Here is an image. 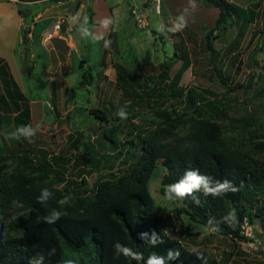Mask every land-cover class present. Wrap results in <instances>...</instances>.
Here are the masks:
<instances>
[{"label": "trees", "instance_id": "obj_1", "mask_svg": "<svg viewBox=\"0 0 264 264\" xmlns=\"http://www.w3.org/2000/svg\"><path fill=\"white\" fill-rule=\"evenodd\" d=\"M263 1L256 0L248 8L241 9L227 0H195L205 9L216 8L219 11L214 25L204 31L202 39L209 63L227 90L228 86L214 65L216 52L212 41L227 32L233 24L254 23ZM262 27L263 31L259 33L264 32V19ZM170 28L167 24L166 30L170 37L179 38V32H171ZM262 41L248 56L251 64L256 65L254 58L263 50L264 39ZM180 53V57L174 54L176 59H180V66L171 77L170 63L166 62L152 67L155 75H142L141 89L155 106L154 112L160 119L157 125L147 121H142L141 125L131 124L137 118V111L133 109V103H128L127 97L121 99L127 113V125L132 130L126 135H136L137 142L129 139L121 143L116 139V135L121 132L123 120L114 115L113 111L120 107L89 109V116L99 122L97 127L103 132V146L117 151L118 156L124 154L121 164L126 167L106 173L103 177L96 175L91 188H87L82 180V194L69 197L67 204L59 203L65 197L59 190L43 179L31 178L26 174V169L33 170V164L24 153L12 156L7 147H0V224L1 217L10 210H16L6 225L5 234L0 237V264H29L30 258L37 254L44 255V264H63L67 259L74 260L75 264H143L142 261L137 262L116 254V242L143 253L145 260L153 252L166 255L167 250L172 249L180 251L181 255L177 260L169 261V264H234L233 250L239 244L250 241L244 235L245 222H251L252 217L258 218L264 230V199L259 200L260 195L264 194V159L256 158V155L264 152V142L254 145L252 151L235 145L225 136L224 126L220 123L221 117H225L220 98L209 90H181L182 76L191 67V62L186 50L180 48ZM82 64L78 88L89 87L93 81L89 69H83ZM152 80H155L157 87L148 89ZM253 80L254 75L249 72L234 89L246 94ZM172 102L181 104V112ZM167 104H171L170 109L166 108ZM130 110L133 112L129 113ZM109 119L117 121V124L110 125ZM239 122L241 120L236 121ZM182 127L186 128L185 133H178ZM73 135L68 139L71 142L70 149L75 150L83 145V136L79 131ZM260 138L264 140V135ZM20 140L25 142L23 138ZM16 145L20 147L21 143L16 142ZM128 146L131 154L126 153ZM87 147L84 148L85 156L82 158L84 166L96 170L98 174L101 169L100 158L91 156L93 148L89 145ZM8 159L14 161L15 168L4 174V163ZM51 161L56 164L69 159L52 157ZM157 165L164 169L160 181L162 196L164 187L179 180L189 169H198L214 179L227 178L239 188L238 192L222 197L196 193L200 199L199 205L189 197L179 201L181 206L172 210L175 217L180 219L183 214L189 221L205 229L208 220L214 218L219 222V231H208L207 236L227 239L233 250L217 257L206 248L189 249L182 240L171 238L164 232L162 218L157 217L147 189L149 177ZM44 188L52 193L46 205L37 202ZM53 209L62 215L56 223L47 224L42 218ZM232 209L236 210L237 219L235 225L230 226L222 221V217ZM152 231L164 240L163 245L154 247L147 240L140 239V233L148 232L151 235ZM186 236L188 238L184 241L195 244L194 233L188 232ZM197 253L202 259L198 258Z\"/></svg>", "mask_w": 264, "mask_h": 264}, {"label": "rangeland", "instance_id": "obj_2", "mask_svg": "<svg viewBox=\"0 0 264 264\" xmlns=\"http://www.w3.org/2000/svg\"><path fill=\"white\" fill-rule=\"evenodd\" d=\"M149 6L143 7L139 1L132 3L138 13L145 16L146 27H139L132 17L134 26L130 30H125L123 36L120 35L118 43L120 45L121 54L118 57L123 58L127 62L131 72L136 73L130 77L133 81V91L131 88L123 90L121 85H103L104 96L95 98V84L89 87L78 88L76 85L79 78L73 76L72 80L76 81L71 88L73 93L69 97L68 108L70 105L74 108L66 115L54 116L52 111L45 109L44 114L32 119V125H39V131L33 138L32 142L24 139L25 142L11 139L12 131L2 132L0 134V147L4 145L11 151V155H19L24 153L26 158L33 164V170H27L26 174L31 178H39L48 182L53 188L59 190L65 197H71L82 194L84 188L80 185L84 180L87 188H91L96 181V175L103 177L104 174L116 172L117 169L122 170L126 165L121 164V159L125 156L117 155V151L107 149L103 146L105 141L99 129L98 121L89 116V109L101 107H120L123 108L121 99L127 97L128 103H133V109L137 111V118L131 124L141 125L142 121L153 122L157 125L160 119L155 114V106L152 100H148L144 91L141 89L143 85V76L155 75L152 67L154 65L170 63L169 76L180 66V59H176L174 54L180 57V48L187 51L191 67L184 73L181 79V90L184 92L189 88H194L198 92L209 90L215 93L219 98L225 110V117H221L220 123L224 126L225 136L244 150H254L256 144L264 142L261 136L264 135V47L254 58L256 65L248 61V56L252 53L258 42L264 39V32L259 33L261 17L264 16V7L258 10V16L254 23L242 25L236 24L225 33L212 41L213 48L216 52V61L214 65L220 71L228 90L224 87L216 77L212 65L209 63L208 54L204 50V40L202 35L198 36L189 27L179 31V38L170 37L166 30V14L163 9L157 14L155 12V3L149 0ZM253 0H243V5H248ZM198 5V3H197ZM161 8V6H160ZM187 9L186 17L188 25L192 22L198 23L193 28L204 31L212 27L214 10L205 9L199 5L193 10L189 3L179 0V15ZM203 9L205 11H203ZM208 10V11H206ZM130 11V9H129ZM130 15V14H129ZM245 19V15H243ZM204 20V21H203ZM175 20L169 21L168 25L173 26ZM148 24V26H147ZM187 25V26H188ZM192 28V27H191ZM241 34V35H240ZM261 36V38L259 36ZM260 46V45H259ZM111 59L115 61L118 57L111 54ZM177 56V57H178ZM97 55H93L92 75L94 80L99 76V64L96 61ZM174 57V58H173ZM176 59V60H175ZM106 70V80H115L123 71L118 65H112L108 62ZM112 68V69H111ZM254 75L253 85L250 90L243 94L240 90L234 89L235 86L241 84L248 76V73ZM132 74V73H130ZM126 79V77H123ZM148 84V89L156 86L155 80ZM26 96L40 98L43 94L45 86L36 84L34 86L25 85ZM155 91V90H154ZM68 97V96H67ZM102 99V100H101ZM45 99H42L44 101ZM173 106L181 112V104L172 102ZM76 105V107H75ZM84 106V107H83ZM79 107V108H78ZM167 109L171 108V104H167ZM118 110H114L116 115ZM133 111L130 110L129 113ZM136 113V112H135ZM66 116V117H65ZM241 122L236 123V121ZM109 124H117V121L109 119ZM121 129L116 139L119 142L133 139L137 142L136 135L126 134L130 131V125H127L126 119L121 122ZM8 125V122H7ZM110 130V127L107 128ZM105 130V128H104ZM75 131L82 134V146L75 150L70 149L71 142L69 136H74ZM186 128L178 129V133H185ZM16 142H20L21 146L17 147ZM90 146L91 156L100 158L99 173L96 170L87 169L82 160L85 156L84 148ZM130 147L126 149L127 154H131ZM138 154V152H137ZM69 159L67 162H54L51 158ZM257 159H264V152L256 155ZM15 163L12 159H8L4 163L3 173L7 174L14 170ZM164 173V169L157 165L147 182V189L152 198L155 213L158 218H162V227L164 232L171 238L183 241V244L189 249L196 247L206 248L213 255L219 257L223 252L233 250V246L227 239L216 236H207L208 231L201 225L193 223L187 219L185 215H181L180 219L172 214L174 208L180 207V202H171L165 199L160 193V181ZM45 177H47L45 179ZM264 199V194L260 195L259 200ZM13 207V209H16ZM16 210H10L4 217H1L0 237L6 232V225L15 215ZM188 232L194 233L196 236L195 244L192 241H184L188 236ZM244 235L250 240L241 243L233 250L234 256L232 262L234 264H264V230L261 228L258 218L252 217L251 222L246 221L244 224Z\"/></svg>", "mask_w": 264, "mask_h": 264}, {"label": "crops", "instance_id": "obj_3", "mask_svg": "<svg viewBox=\"0 0 264 264\" xmlns=\"http://www.w3.org/2000/svg\"><path fill=\"white\" fill-rule=\"evenodd\" d=\"M135 1L143 7H148L150 3L149 0H0V134L16 131L21 125H32V119L44 114L45 109H50L54 116L59 117L71 111L74 106L68 108V102L71 101V87L76 82L72 77L81 81V62L83 69L88 68L92 72L94 54L100 67L97 80L93 77L91 82L95 84L92 93L95 98L104 96L106 81V85L115 83L116 86L121 85L124 91L129 88L133 91L134 83L128 79L136 73L131 72L123 58L118 57L121 54L118 39L126 29L134 26L129 9ZM227 1L246 9L256 0L250 1L247 6L243 5V0ZM183 2L189 3V0ZM159 4L160 12L163 9L166 14V23L176 21L179 0H159ZM199 5L196 3L197 9ZM214 12L212 26L219 11L216 9ZM77 14L79 22L84 17L88 18L95 40L80 37L79 22L74 24L71 21ZM263 19L264 16L261 17L259 31H263ZM105 20L109 21L107 27L103 24ZM55 23L58 28L49 34ZM198 23L192 22V25L198 26ZM192 25H188L189 29L198 36L203 35L204 30H197ZM105 40L111 42L107 48L104 47ZM262 43L259 40L258 46ZM111 54L118 58L113 61ZM108 62L118 65L123 71L115 80H106V70L110 68ZM39 83L45 86L41 97L28 98L24 86Z\"/></svg>", "mask_w": 264, "mask_h": 264}, {"label": "clouds", "instance_id": "obj_4", "mask_svg": "<svg viewBox=\"0 0 264 264\" xmlns=\"http://www.w3.org/2000/svg\"><path fill=\"white\" fill-rule=\"evenodd\" d=\"M189 5L193 10H195V0H189ZM187 11L188 10L185 9V11L176 18V21L169 31L179 32L187 27ZM71 21L74 24L78 23L79 15L77 14L76 16H73ZM108 23L109 21L105 20L103 22L104 27H107ZM78 32L80 37L83 39H96L90 30L87 17H84L83 21L79 22ZM110 43V41L105 40L104 47H109ZM116 115L122 120L127 119V113L123 108L119 109ZM38 131L39 125L35 127L31 124L21 125L17 127L15 132L10 134V138L16 140L23 138L29 142H32ZM238 191L239 188L227 178L222 180L214 179L212 176L202 174L198 169H189L185 171L184 175L179 180L166 185L164 187L163 194L165 199L171 202L183 201L189 197H192L194 202L199 205L200 199L198 196H196V193H202L204 196L222 197L228 193H236ZM51 197L52 193L47 188H44L41 190L40 196L37 198V202L46 205ZM68 202L69 197H64L59 201L61 205L67 204ZM61 215L62 213L60 211L53 209L49 215L43 217L42 219L47 224H54L60 219ZM236 219L237 214L235 209H232L224 217H222V221L230 226L235 225ZM205 230L212 233L219 231V222H217L214 218H210ZM139 236L141 240H147L154 247L164 244V240L155 231H152L151 235H149L148 232H142L139 234ZM114 249L116 254L123 255L124 257L130 258L137 262L142 261L143 264H169V261L177 260L181 255L180 251L178 250L168 249L166 255L153 252L145 260L143 253L133 251L130 247L122 245L119 242L114 244ZM197 256L198 258L202 259V256L199 253H197ZM44 259L45 257L43 254H37L36 256L30 258L29 264H44ZM63 264H75V261L72 259H67L63 262Z\"/></svg>", "mask_w": 264, "mask_h": 264}, {"label": "built area", "instance_id": "obj_5", "mask_svg": "<svg viewBox=\"0 0 264 264\" xmlns=\"http://www.w3.org/2000/svg\"><path fill=\"white\" fill-rule=\"evenodd\" d=\"M155 12L157 14H159L160 12V4H159V0H155ZM130 16L132 17V19L134 20V22L141 28L146 27V23H145V16L142 13H138V11L134 8L131 7L130 11H129ZM58 28V24L55 23L52 25L51 30L49 32V34H51L53 32V30Z\"/></svg>", "mask_w": 264, "mask_h": 264}]
</instances>
